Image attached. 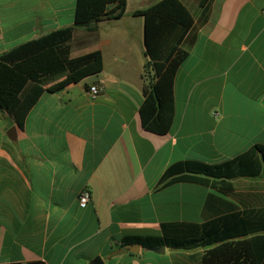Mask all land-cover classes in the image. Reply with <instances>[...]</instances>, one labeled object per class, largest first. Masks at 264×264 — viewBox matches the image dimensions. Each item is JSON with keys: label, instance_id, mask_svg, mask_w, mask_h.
I'll list each match as a JSON object with an SVG mask.
<instances>
[{"label": "crops", "instance_id": "obj_1", "mask_svg": "<svg viewBox=\"0 0 264 264\" xmlns=\"http://www.w3.org/2000/svg\"><path fill=\"white\" fill-rule=\"evenodd\" d=\"M31 1V12L20 8ZM158 1L127 0L119 20L75 28L70 56L99 51L102 71L58 90L63 78L48 83L22 128L0 109V264H202L207 248L157 254L134 238L161 237L163 224L190 236L264 206L263 178L235 180L233 195L189 183L158 188L174 162L212 165L264 148V0H212L175 74L164 135L141 125L147 57L144 18L135 14ZM181 1L196 13L198 0ZM75 4L0 0V55L72 26ZM84 188L91 200L81 208ZM133 243L137 253L124 249Z\"/></svg>", "mask_w": 264, "mask_h": 264}, {"label": "trees", "instance_id": "obj_2", "mask_svg": "<svg viewBox=\"0 0 264 264\" xmlns=\"http://www.w3.org/2000/svg\"><path fill=\"white\" fill-rule=\"evenodd\" d=\"M127 0H76L72 26L51 31L23 42L0 55V109L22 128L26 115L44 87L63 78L54 90L76 84L103 69L101 52L70 56V41L75 28L93 30L101 20H119ZM212 0H198L194 14L181 0H160L135 12L144 18V46L147 60L143 78L140 117L142 127L164 135L173 119V81L197 31L207 23ZM241 178L264 179V148L255 145L248 151L218 164L181 160L161 175L158 188L176 183L203 186L223 195H233L234 182ZM228 218L233 227L228 228ZM221 228L212 227L218 224ZM175 224H163L161 237H136L143 246L163 245L170 249L207 248L202 264H264V206L247 213L232 214L196 227L190 236H181ZM173 228L172 234L170 230ZM130 240L125 239L124 243ZM21 264V263H6ZM27 264H45L42 261Z\"/></svg>", "mask_w": 264, "mask_h": 264}, {"label": "built area", "instance_id": "obj_3", "mask_svg": "<svg viewBox=\"0 0 264 264\" xmlns=\"http://www.w3.org/2000/svg\"><path fill=\"white\" fill-rule=\"evenodd\" d=\"M89 93L92 98H96L101 93V88L97 85L90 86ZM90 200H91V192L89 191V189L87 188L82 189L78 195V205L81 208H85Z\"/></svg>", "mask_w": 264, "mask_h": 264}, {"label": "water", "instance_id": "obj_4", "mask_svg": "<svg viewBox=\"0 0 264 264\" xmlns=\"http://www.w3.org/2000/svg\"><path fill=\"white\" fill-rule=\"evenodd\" d=\"M9 135L11 136L12 139L15 138V127H12L10 129ZM139 247H140V244L133 243V244H129L125 246L124 249L128 250L130 253H137L139 250ZM147 249L157 254H163L165 251V246L157 245V246L147 247ZM92 264H102V263L100 259H97Z\"/></svg>", "mask_w": 264, "mask_h": 264}, {"label": "rangeland", "instance_id": "obj_5", "mask_svg": "<svg viewBox=\"0 0 264 264\" xmlns=\"http://www.w3.org/2000/svg\"><path fill=\"white\" fill-rule=\"evenodd\" d=\"M32 4H33V2L31 1L27 5H24L23 7H20V8H23L24 10H30V12H31L32 9H35Z\"/></svg>", "mask_w": 264, "mask_h": 264}]
</instances>
